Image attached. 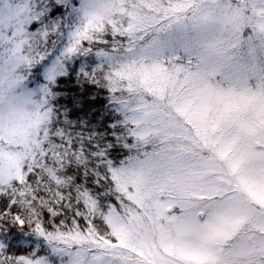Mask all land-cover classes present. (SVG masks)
Returning <instances> with one entry per match:
<instances>
[{"label": "snow or ice", "instance_id": "obj_1", "mask_svg": "<svg viewBox=\"0 0 264 264\" xmlns=\"http://www.w3.org/2000/svg\"><path fill=\"white\" fill-rule=\"evenodd\" d=\"M0 264H264V0H0Z\"/></svg>", "mask_w": 264, "mask_h": 264}]
</instances>
